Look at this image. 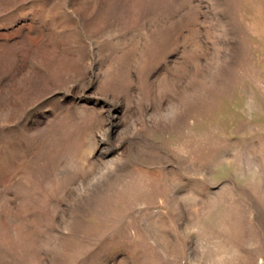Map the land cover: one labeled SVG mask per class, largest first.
I'll return each mask as SVG.
<instances>
[{"label":"rangeland","instance_id":"374dc122","mask_svg":"<svg viewBox=\"0 0 264 264\" xmlns=\"http://www.w3.org/2000/svg\"><path fill=\"white\" fill-rule=\"evenodd\" d=\"M0 264H264V0H0Z\"/></svg>","mask_w":264,"mask_h":264},{"label":"bare ground","instance_id":"6f19581e","mask_svg":"<svg viewBox=\"0 0 264 264\" xmlns=\"http://www.w3.org/2000/svg\"><path fill=\"white\" fill-rule=\"evenodd\" d=\"M162 41H163V39H162ZM165 185H166V183H164Z\"/></svg>","mask_w":264,"mask_h":264}]
</instances>
